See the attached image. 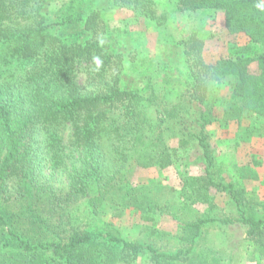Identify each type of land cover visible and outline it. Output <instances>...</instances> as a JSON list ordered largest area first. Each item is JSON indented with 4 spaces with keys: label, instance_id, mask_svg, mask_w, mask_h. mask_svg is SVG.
I'll list each match as a JSON object with an SVG mask.
<instances>
[{
    "label": "trees",
    "instance_id": "1",
    "mask_svg": "<svg viewBox=\"0 0 264 264\" xmlns=\"http://www.w3.org/2000/svg\"><path fill=\"white\" fill-rule=\"evenodd\" d=\"M59 1L0 0V264H223L205 247L204 227L234 223L246 227L253 261L264 264V213L217 164L207 130L220 121L219 101L224 123L264 116V0H166L181 17L220 11L228 34L244 38L209 63L199 30L187 31L179 43L188 99L169 107L154 94L145 106L140 91L123 87L125 57L105 42L112 12L131 10L128 26L143 16L163 25L165 11L148 7L152 0ZM225 77L233 81L228 97L212 99V83ZM191 108L195 130L168 146L164 121L183 123ZM194 146L202 172L185 179L187 198L220 191L238 215H176L172 250L123 238L113 219L124 210L139 212L154 237L155 214L166 208L150 187L129 183L130 168L164 169Z\"/></svg>",
    "mask_w": 264,
    "mask_h": 264
},
{
    "label": "rangeland",
    "instance_id": "2",
    "mask_svg": "<svg viewBox=\"0 0 264 264\" xmlns=\"http://www.w3.org/2000/svg\"><path fill=\"white\" fill-rule=\"evenodd\" d=\"M64 2L66 0H60L57 5ZM152 3L153 7L150 4L148 7L154 8L157 13L166 12L168 19L163 25L151 23L143 16L140 23H131L127 26L125 20H133V12L127 9L118 10L106 17L110 26L105 34V42L108 49H115L125 57L123 87L140 91L145 106L149 105L146 101L148 95L154 94L156 99L153 102L159 106L169 107L170 103L188 99L189 86L180 81L184 80L187 69L183 47L179 43L187 31L192 27L199 30L200 36L205 40L203 57L209 63L214 62L220 54L229 52L232 45H242L244 38L228 34L220 11L200 10L198 13L181 17L178 13L172 12L174 6L166 0H152ZM146 11L145 7L144 14ZM177 20L180 21L179 29ZM79 29L80 26L76 30L78 34ZM82 33L80 31V36ZM251 69L253 71L257 69L255 63L251 65ZM232 82V78L229 77L214 81L210 87L212 99L228 97ZM214 108L220 121H215L207 127L212 154L216 157L217 164L225 169L227 178L235 181L237 187L243 189L242 198L248 199L254 210L264 213V116L246 112L240 125L235 122L224 123L221 119L220 101L215 103ZM195 111L191 108L182 112L179 118H182L183 123H177L175 120L178 119L164 121L168 126L165 133L168 146H176L182 132L185 134L195 130L197 123L195 125L192 123L197 117ZM194 156L199 157L195 146L191 150L178 151L175 162L164 169L135 166L130 168L129 183L150 187L154 190L152 193L157 197V202L166 208L155 214L153 229L159 230L161 234L157 233L154 237L149 235L148 226L151 225L139 219V212L124 210L119 218L113 219L123 238L153 241L161 249L172 250L176 244L175 236L178 231L173 221L176 215L181 214L187 218L205 214L221 218L238 215L234 202L220 191L208 192L207 201L203 200L205 196L195 200L194 197L187 198L190 191L184 182L185 179L202 172L198 158ZM78 205L81 210V204L77 203L76 206ZM79 212L75 211L81 214ZM245 230L246 227L239 223L209 224L203 231L204 245L206 248H212L216 254L223 255V264H255L252 247L243 239ZM231 256L233 258L229 261Z\"/></svg>",
    "mask_w": 264,
    "mask_h": 264
}]
</instances>
